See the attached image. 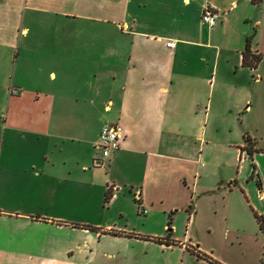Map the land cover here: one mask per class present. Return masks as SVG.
Returning a JSON list of instances; mask_svg holds the SVG:
<instances>
[{
  "label": "crops",
  "instance_id": "obj_1",
  "mask_svg": "<svg viewBox=\"0 0 264 264\" xmlns=\"http://www.w3.org/2000/svg\"><path fill=\"white\" fill-rule=\"evenodd\" d=\"M43 24L55 43L30 39ZM248 37L263 55L253 68ZM262 61L264 0H0V264H143L145 245L178 244L215 259L190 242L193 226L205 205L227 220L224 203L249 192L202 164L206 127L223 113L233 126L241 109L250 121ZM107 124L124 137L101 178ZM247 132L231 141L245 159ZM132 196L134 223L118 205ZM181 212L188 242L175 235Z\"/></svg>",
  "mask_w": 264,
  "mask_h": 264
},
{
  "label": "rangeland",
  "instance_id": "obj_2",
  "mask_svg": "<svg viewBox=\"0 0 264 264\" xmlns=\"http://www.w3.org/2000/svg\"><path fill=\"white\" fill-rule=\"evenodd\" d=\"M30 39L53 44L57 37L55 30L50 29L49 24H43L39 29L32 31ZM61 41L64 43L66 40L62 39ZM216 41L225 42L223 35L217 36ZM63 50L72 51L71 48ZM261 64L259 71L262 72L264 71V61ZM257 95L258 99L254 102L250 121L248 119L249 114L243 113L241 109L235 111L236 120L233 122V126H231L228 117L223 121L225 115L223 113L219 118L209 122L207 129L205 128L207 130L206 147L202 150L204 157L203 163H201L212 169L213 178L221 179V177L230 174L241 175V183L249 192L248 202L242 199L240 193L237 192L240 188L237 187L234 200L231 199L230 202V198H228V205L224 203L226 210L228 209L230 213V218L227 220L223 218L222 207L205 205L203 208L205 210L201 211L198 223L193 226L192 236H190L193 240L190 242L200 244V248L211 254L220 264H264V235L253 211L264 215V191L260 190L257 182V179L260 178L264 188V89L263 92H257ZM246 132L257 138L253 159L249 156L245 159L244 157H247L245 155L241 157V151L237 146L232 147L231 145L234 139L241 141ZM95 154H97L96 157L102 159L103 157L100 156L102 148L98 147ZM108 160L105 159L104 162L96 164V166L102 167L96 171V174H102L101 178L109 169ZM254 164L256 175L252 177ZM96 197L95 194L94 198L91 197V199L96 200ZM99 200L105 204V199L103 201L99 198ZM122 203L126 204L129 211V221L131 223L137 222L140 213L133 196L123 197L119 200L118 205ZM174 224L176 225V237L188 242L190 237H185L188 223L184 213L181 212L176 216ZM175 227L173 226V228ZM171 248V250H165L159 245L153 247L145 245L141 253V261L143 264H213L207 259H198L196 255L183 249L179 244Z\"/></svg>",
  "mask_w": 264,
  "mask_h": 264
},
{
  "label": "built area",
  "instance_id": "obj_3",
  "mask_svg": "<svg viewBox=\"0 0 264 264\" xmlns=\"http://www.w3.org/2000/svg\"><path fill=\"white\" fill-rule=\"evenodd\" d=\"M219 17V12L214 5L208 4L205 7L204 13L202 15V19L205 23H208L210 26H214L217 23ZM169 46H173L174 43L172 41L168 42ZM124 137V133L120 127L116 125H105L103 126L100 136L97 142V146L102 148V154L100 156L107 157L113 151L117 150L121 146L122 138ZM96 164H100L103 160L99 157L95 158ZM147 210H142V212H146Z\"/></svg>",
  "mask_w": 264,
  "mask_h": 264
},
{
  "label": "trees",
  "instance_id": "obj_4",
  "mask_svg": "<svg viewBox=\"0 0 264 264\" xmlns=\"http://www.w3.org/2000/svg\"><path fill=\"white\" fill-rule=\"evenodd\" d=\"M263 0H252V2L254 4H259L261 3ZM262 57L263 55L262 54H257V53H254L251 49V37H248L247 38V44H246V48L244 50V53H243V62L242 64L244 66H249V67H256L258 65V63L262 60ZM245 140L247 142L245 148L250 156V158L253 159V156H254V153L256 151V148H255V143H254V140L250 137L249 134H246L245 135ZM254 171H253V174H252V177H254L256 175V166L254 164ZM257 182H258V185L260 188H262V180L260 178L257 179ZM113 196V191L111 188H108L106 194H105V201L106 202H109L111 200ZM136 201H138L136 199ZM254 213H255V217L258 221V224H259V227H260V230L262 231V233L264 234V215L262 214H259L258 212H256L254 210ZM171 229V221H169V230ZM196 253V252H194ZM196 255L199 257H204L205 259L209 260L211 263L213 264H220L218 261H216L215 259H213L212 257H210L209 255H206V254H201L199 252L196 253Z\"/></svg>",
  "mask_w": 264,
  "mask_h": 264
}]
</instances>
